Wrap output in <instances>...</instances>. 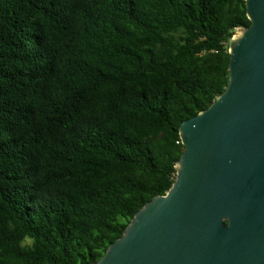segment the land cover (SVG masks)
<instances>
[{
  "label": "trees",
  "instance_id": "1",
  "mask_svg": "<svg viewBox=\"0 0 264 264\" xmlns=\"http://www.w3.org/2000/svg\"><path fill=\"white\" fill-rule=\"evenodd\" d=\"M246 0H0V264H94L176 180Z\"/></svg>",
  "mask_w": 264,
  "mask_h": 264
},
{
  "label": "water",
  "instance_id": "2",
  "mask_svg": "<svg viewBox=\"0 0 264 264\" xmlns=\"http://www.w3.org/2000/svg\"><path fill=\"white\" fill-rule=\"evenodd\" d=\"M246 7L225 91L180 126L175 182L94 264H264V0Z\"/></svg>",
  "mask_w": 264,
  "mask_h": 264
}]
</instances>
